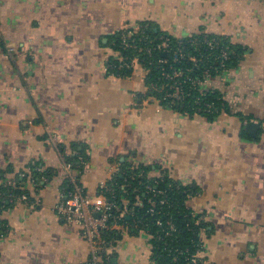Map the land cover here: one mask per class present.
<instances>
[{
  "label": "crops",
  "instance_id": "crops-1",
  "mask_svg": "<svg viewBox=\"0 0 264 264\" xmlns=\"http://www.w3.org/2000/svg\"><path fill=\"white\" fill-rule=\"evenodd\" d=\"M141 23L244 47L213 80L232 112L211 121L145 102L140 66L109 75L111 35ZM75 151L88 159L80 179L93 202L123 164L146 165L195 188L188 207L205 214L209 264H264V0H0V176L14 182L36 164L48 172L26 182L34 207L0 205V264L88 261L81 228L55 210ZM119 236L116 264H153L143 231Z\"/></svg>",
  "mask_w": 264,
  "mask_h": 264
},
{
  "label": "trees",
  "instance_id": "trees-1",
  "mask_svg": "<svg viewBox=\"0 0 264 264\" xmlns=\"http://www.w3.org/2000/svg\"><path fill=\"white\" fill-rule=\"evenodd\" d=\"M143 30L136 40L143 37V47H152L151 54L144 51H135L131 48H126L120 31L111 35L109 46L114 52H119L121 56L132 58L139 56L144 66L148 69L145 78V85L148 91L140 95V98H152L157 101L162 107L170 108L182 115L193 117L195 114L204 116L211 121L216 120L223 112L231 113L228 101L224 99L223 93L214 89L213 92L204 93L200 87L195 88L191 85L192 79H204L205 74L209 73L213 77L224 76L227 74L219 68V59L217 58L222 48H227L230 54L229 60L226 62L227 68L237 67L246 52V49L238 44L232 42L231 38L225 35H217L208 32H200L191 34L183 38H175L168 33L155 31L151 24L141 23ZM166 37L170 41V48L168 50L155 49L159 43L162 42L161 38ZM207 41L219 42L218 46L211 48ZM139 43V42H138ZM184 55L179 61H174L175 56ZM195 56L199 62L194 65L188 57ZM167 59V63H160L159 60ZM119 60L113 55L109 57L106 62L107 65H118ZM183 68L187 70L184 77L180 78L186 96L181 101L171 102L170 98L166 97L167 92H170L165 84L170 81L163 77L164 72H172L175 69ZM115 73L118 77L125 78L132 73L129 69H116ZM110 74V72H108ZM188 76V78H185ZM208 105H211L209 108ZM79 152V151H78ZM80 154L84 157L83 153ZM86 161L88 159L84 157ZM74 165V169L78 173V178L83 171V166L77 159V156H69L66 158ZM39 164L30 168V171L24 177H17L14 182H7L3 180L0 182V205L9 207L17 203L16 199L11 200L10 195L14 198L22 194H27L32 199L31 192L26 188V182L31 178L36 180L39 185L43 176H48V172L38 170ZM114 190V201L116 208L113 210L114 215H118L128 210L125 216L119 220L118 224L124 225L130 232L138 234L140 231H146L150 234L163 235L161 228L157 225V220H161L165 226L173 223L179 230L178 233L167 239L159 240L153 238L151 243L153 245V258L157 264H185V261L176 262L172 260L170 248L185 249L189 248L190 251L195 249L199 244V233L201 227L206 229L208 233V224L201 221L197 225L195 211L188 207V201L194 196L196 190L194 187L185 185L180 181L172 178L169 174L163 173L160 176H151V167L146 165H133L123 164L119 170L109 180ZM68 178L66 179L63 187L70 190L68 187ZM69 188V189H68ZM158 191H163V194H157ZM109 197V193H105ZM141 200V205L136 204ZM165 199L164 205L155 206V214L150 213L152 206L151 200ZM127 203V204H126ZM113 220L110 221L112 225ZM1 231V228H0ZM120 230L109 229L103 232L104 238L108 241L111 247H114L119 239ZM114 253L106 260V264H116ZM89 264V263H85ZM209 264V263H208Z\"/></svg>",
  "mask_w": 264,
  "mask_h": 264
},
{
  "label": "built area",
  "instance_id": "built-area-1",
  "mask_svg": "<svg viewBox=\"0 0 264 264\" xmlns=\"http://www.w3.org/2000/svg\"><path fill=\"white\" fill-rule=\"evenodd\" d=\"M143 28L142 26H137L135 28H126L122 29L121 35L123 39V43L126 48H131L135 51H144L147 54H151L154 48L152 47H143L140 45L143 41V37L136 40V37L140 35ZM162 42L155 47V49L159 50H168L170 48V41L165 36L161 38ZM139 42V43H138ZM208 45L211 48H215L218 46L219 42L207 41ZM15 49L13 47L7 48V55L10 56L14 53ZM114 57L119 60L118 65H107L105 70L110 72L109 75L118 77L115 73L116 69H129L133 71L137 67H142V69L147 74L148 69L144 66L143 60L139 56H133L132 58L121 56L119 52H114ZM184 55H176L174 61H179L182 59ZM230 54L227 48H222L218 55L219 59V68L224 71V73H228L234 68H227L226 62L229 60ZM188 59L196 65L199 62V59L195 56H190ZM160 63H167V59L159 60ZM187 70L180 68L175 69L172 72H164L163 77L170 81V83L165 84L164 87H168L170 92H167L166 97L171 99V102L181 101L186 96V92L183 89L182 82H180V78L184 77ZM219 76H212L211 74H205L204 79H192L191 85L195 88L200 87L204 93L213 92L215 88L213 84V80L215 78H220ZM146 78V75H145ZM185 78H188L186 76ZM146 91L148 88L146 87ZM225 99V97H224ZM146 101H154L152 98H143ZM161 106V105H160ZM162 107V106H161ZM210 108L211 105H208ZM165 109H170L163 107ZM172 110V109H171ZM199 115L195 114L194 116ZM187 116V115H185ZM69 156H77L78 161L83 166V168L87 165L86 159L80 154V152L75 151L73 155H66L64 157V164L67 170V178L68 184L71 189L67 190V188L63 187L61 191V200L57 203L55 210L56 213L63 218L67 223L77 225L81 228L83 237L87 240L90 248L89 259L86 263L89 264H106V260H108L112 256V248L108 241L104 238L103 232L109 229H118L126 228L124 225L118 224L119 220L125 216V213H129L128 210H125L119 214V216L113 214V210L116 208V203L114 201V190L111 185H109V180H102L99 184V194L103 198V202L95 203L87 194V191L81 182V179L78 178V173L74 169V165L72 162L67 161L66 158ZM38 170H41L38 168ZM22 177L25 174L21 175ZM69 189V188H68ZM105 193H109V197L105 195ZM163 191H158L157 194H163ZM192 197V196H190ZM10 199H16L17 201L28 204L30 207H34L36 203L32 201L27 194H22L17 198H14L13 195H10ZM152 206L150 209L151 214H155V206L164 205L166 203L165 199L160 200H151ZM127 204V203H126ZM141 205V200H138V203ZM196 224L199 225L201 221H205L206 217L204 212L195 211ZM113 220L112 225H110V221ZM157 225L161 228L163 235L157 233V235L150 234L149 232L143 231L147 236L150 243V254L149 260L153 264H157L156 260L153 258V245L151 240L156 237L159 240L167 239L168 237H172L174 234L178 233V228L173 224H169L167 226L159 219L157 220ZM206 234V229L201 227L199 233V244L195 246L193 251H190L189 248L179 249L171 247L169 250L171 252L172 260L179 262L181 259L185 261V264H208V260L205 257V242L204 237Z\"/></svg>",
  "mask_w": 264,
  "mask_h": 264
},
{
  "label": "water",
  "instance_id": "water-1",
  "mask_svg": "<svg viewBox=\"0 0 264 264\" xmlns=\"http://www.w3.org/2000/svg\"><path fill=\"white\" fill-rule=\"evenodd\" d=\"M259 126L260 125L258 123L250 122L246 127V131L252 135H255Z\"/></svg>",
  "mask_w": 264,
  "mask_h": 264
},
{
  "label": "rangeland",
  "instance_id": "rangeland-1",
  "mask_svg": "<svg viewBox=\"0 0 264 264\" xmlns=\"http://www.w3.org/2000/svg\"><path fill=\"white\" fill-rule=\"evenodd\" d=\"M145 75H146V73H145Z\"/></svg>",
  "mask_w": 264,
  "mask_h": 264
}]
</instances>
